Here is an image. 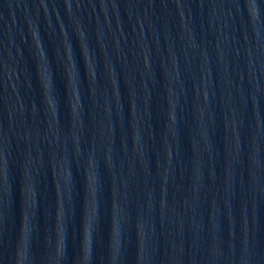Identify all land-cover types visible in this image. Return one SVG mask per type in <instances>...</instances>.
Instances as JSON below:
<instances>
[{"label":"water","instance_id":"water-1","mask_svg":"<svg viewBox=\"0 0 264 264\" xmlns=\"http://www.w3.org/2000/svg\"><path fill=\"white\" fill-rule=\"evenodd\" d=\"M0 264H264V0H0Z\"/></svg>","mask_w":264,"mask_h":264}]
</instances>
